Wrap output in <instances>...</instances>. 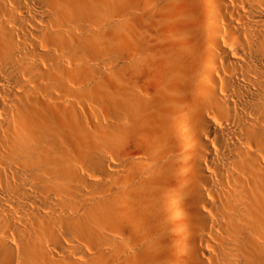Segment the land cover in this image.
Segmentation results:
<instances>
[{
	"label": "bare ground",
	"instance_id": "obj_1",
	"mask_svg": "<svg viewBox=\"0 0 264 264\" xmlns=\"http://www.w3.org/2000/svg\"><path fill=\"white\" fill-rule=\"evenodd\" d=\"M0 264H264V0H0Z\"/></svg>",
	"mask_w": 264,
	"mask_h": 264
}]
</instances>
